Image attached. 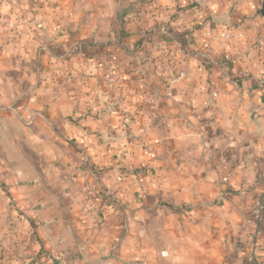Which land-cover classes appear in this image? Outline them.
Masks as SVG:
<instances>
[{
	"label": "clouds",
	"instance_id": "clouds-1",
	"mask_svg": "<svg viewBox=\"0 0 264 264\" xmlns=\"http://www.w3.org/2000/svg\"><path fill=\"white\" fill-rule=\"evenodd\" d=\"M0 264H264V0H0Z\"/></svg>",
	"mask_w": 264,
	"mask_h": 264
}]
</instances>
